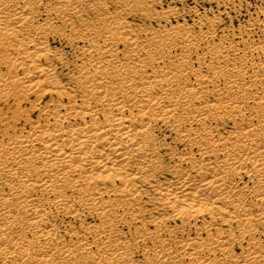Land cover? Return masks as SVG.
<instances>
[{
  "label": "bare ground",
  "instance_id": "bare-ground-1",
  "mask_svg": "<svg viewBox=\"0 0 264 264\" xmlns=\"http://www.w3.org/2000/svg\"><path fill=\"white\" fill-rule=\"evenodd\" d=\"M159 2L0 0V264H264V41Z\"/></svg>",
  "mask_w": 264,
  "mask_h": 264
},
{
  "label": "rangeland",
  "instance_id": "rangeland-1",
  "mask_svg": "<svg viewBox=\"0 0 264 264\" xmlns=\"http://www.w3.org/2000/svg\"><path fill=\"white\" fill-rule=\"evenodd\" d=\"M159 3L160 4H158L155 8L157 11L161 12L164 10H168V8H173L179 12L177 16H174L171 19V22L173 24H176L177 22L182 24L186 23L193 26L196 32H199L201 29L206 31L208 30L207 28H209L208 19L217 17L220 18V24L217 28L218 32L220 31L219 37L227 35L228 38L231 39L232 37L233 39H235V41H240L241 39H243V43H246L245 41L248 40L255 42L264 41V0H160ZM129 21H131L135 26H137V24L138 26H141L143 24L150 23L143 21L139 17L132 18ZM163 24H165V21H163ZM247 26L250 28H248ZM199 27L201 28L200 30ZM253 32L256 33L254 34ZM222 33L224 34L222 35ZM51 45L53 48L57 49L58 51H62L65 54V64L58 65L57 69L60 73L63 83L67 84L69 72L74 69L76 62L82 61V56L80 55L79 51L80 48H78L77 46H71L67 44V42H61L57 39H51ZM66 88L68 90H73V87L71 85H68ZM37 97L38 96L36 95L31 96L29 98L30 104L24 106V108L27 109L32 103L35 105L32 119H37L40 116L42 109H47L49 106L52 107L58 101L56 95L46 94L41 98ZM164 134L169 133L168 131L163 132V134H160L161 137ZM172 139L173 136H170L168 142H171ZM89 221L91 222V220Z\"/></svg>",
  "mask_w": 264,
  "mask_h": 264
}]
</instances>
